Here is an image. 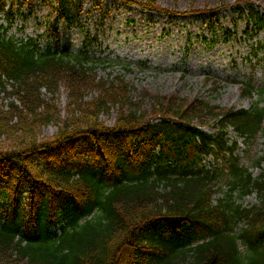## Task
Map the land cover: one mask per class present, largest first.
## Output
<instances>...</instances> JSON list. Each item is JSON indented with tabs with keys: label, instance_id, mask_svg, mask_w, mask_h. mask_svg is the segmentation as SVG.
Segmentation results:
<instances>
[{
	"label": "trees",
	"instance_id": "16d2710c",
	"mask_svg": "<svg viewBox=\"0 0 264 264\" xmlns=\"http://www.w3.org/2000/svg\"><path fill=\"white\" fill-rule=\"evenodd\" d=\"M55 2L71 20L72 0ZM232 8L249 31H264V9ZM220 9L192 11L212 19ZM95 61L87 49L20 42L0 24V137L13 146H0V264H264V170L254 176L242 166L237 141L226 138L230 128L245 142L264 135V87L243 82L244 95L259 96L249 109L147 90L135 97L124 75L97 80ZM62 83L71 94L66 118L47 99ZM114 107L108 125L101 116ZM52 123L57 133L39 140ZM210 153L228 162V197L215 198L218 173L202 164ZM235 193H257L258 204L243 207Z\"/></svg>",
	"mask_w": 264,
	"mask_h": 264
},
{
	"label": "rangeland",
	"instance_id": "374dc122",
	"mask_svg": "<svg viewBox=\"0 0 264 264\" xmlns=\"http://www.w3.org/2000/svg\"><path fill=\"white\" fill-rule=\"evenodd\" d=\"M7 1V6H13V17L8 19L2 13L0 23L9 26L10 35L17 40L38 41L42 48L59 41L61 51L77 52L87 47L92 56L103 59L95 65L96 79L118 81L117 76L124 75L128 92L135 97L147 90L160 95L202 97L223 107L249 108L256 97L243 95L242 81L252 77L258 85H264V48L259 49L257 56H252V45L257 41L262 44L264 33L247 36L246 19L239 17L231 7L242 2L264 8V0H154L156 6L177 12L175 14L146 10L141 4L146 0H135L132 4L112 0H72L73 18L69 21L59 17L53 7L55 0ZM217 7L222 9L213 19L208 11L193 12ZM227 29L235 32L228 40L224 35ZM127 63L130 70L122 67ZM67 87L62 83L54 97L47 95V99L58 106L62 118L67 117L71 101ZM93 95L94 91H89L86 100L92 99ZM6 99L0 94V108ZM150 103L152 99L146 98L143 108L150 109ZM110 112L102 115L101 120L113 125L117 107ZM58 129L57 123L47 125L38 139L49 141ZM206 129L217 132L211 125ZM228 138L235 139L236 133L230 130ZM0 140V146L13 147L6 136H1ZM239 141L240 163L257 176L264 169V136L253 144ZM204 163L218 170L219 191L215 198L223 197L230 187L229 170L220 169L221 160L213 155L207 156ZM256 202V194L238 200L246 207Z\"/></svg>",
	"mask_w": 264,
	"mask_h": 264
}]
</instances>
